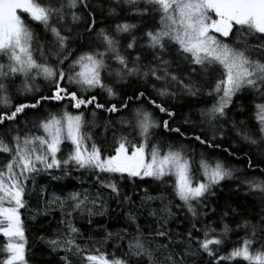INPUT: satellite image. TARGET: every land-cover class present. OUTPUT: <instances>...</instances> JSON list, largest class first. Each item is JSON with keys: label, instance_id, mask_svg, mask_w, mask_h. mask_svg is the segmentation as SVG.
<instances>
[{"label": "snow or ice", "instance_id": "obj_1", "mask_svg": "<svg viewBox=\"0 0 264 264\" xmlns=\"http://www.w3.org/2000/svg\"><path fill=\"white\" fill-rule=\"evenodd\" d=\"M96 7L91 0H0V127L5 129L0 131V154L4 156L0 162V235L6 238L0 249L6 253L2 264H27L20 209L26 207L29 182L34 183L41 172L60 170L66 176L71 169L84 170L100 188L110 191L109 199L115 197L119 204L127 205L125 219L134 230L125 229L123 234L106 231L99 241L89 237L92 246L88 247L72 220L74 215L87 217L91 224L92 216L105 215V198L99 192L90 196L76 191L49 198L42 188L44 211L36 214L59 210L65 224L62 232L46 241L53 252L64 253L62 264H73L74 258L81 264H186L196 254L205 258L201 264H264V215L258 223L248 219L235 227L222 223L218 231L210 221L216 209L205 211L207 199L215 194L213 187L232 178L233 169L202 157L197 178L185 148L157 141L155 130L163 128L201 145H213L200 135L186 136L180 127L157 120L151 111L129 109V102L143 99L171 119L175 113L164 102L150 99L145 91L122 98L115 87L136 77L151 84L161 98L205 94L213 102L199 110L202 123L213 130L231 123L243 141L264 144V0H112L109 16L119 17L120 11L127 10L142 21L154 22L143 28L123 20L96 29ZM84 13L88 16L84 31L89 35L77 52L72 43L81 34L74 26ZM33 25L44 35L50 33L51 39L42 40ZM41 80L49 95L36 97L41 93L37 83ZM157 82L161 87L156 88ZM13 89L32 95L34 102L13 105ZM97 89L106 94L105 103L98 100ZM245 93L252 101L250 114L247 120L237 121L229 116V109L235 106L234 98ZM47 101L65 105L57 113L38 117L23 133L12 126L25 109H38ZM68 106L90 111L92 119L86 121L84 111L69 112ZM126 109L128 115L119 120L98 123L95 119L97 110L123 114ZM92 128L103 129L99 142L93 138ZM109 131L110 141L104 135ZM65 141L70 142L71 151L58 155ZM145 177L157 181L173 178V194L181 202L177 207L186 209L191 217L183 234L169 229L173 214L162 195L154 197L145 189L137 207L132 195L122 194L120 180ZM243 183L264 195V179L246 178ZM157 199L163 205L159 210L150 207ZM146 206L154 226L142 229L137 213ZM227 215V211L223 213ZM240 228L246 236L222 252L230 243V234ZM110 241L113 250L101 251L100 245ZM257 243L260 247L253 250Z\"/></svg>", "mask_w": 264, "mask_h": 264}, {"label": "trees", "instance_id": "obj_2", "mask_svg": "<svg viewBox=\"0 0 264 264\" xmlns=\"http://www.w3.org/2000/svg\"><path fill=\"white\" fill-rule=\"evenodd\" d=\"M96 7L94 15L96 18V29L108 28L115 22L128 20L132 23H138L141 27H151L153 21H142L137 17L132 16L127 10L120 11L119 17H111L108 15V8L112 6V0H91ZM127 6H125V9ZM88 20L87 13H84L83 19L74 26V31L81 34V38L72 43V47L76 48L77 52L81 50L80 45L87 43L88 33L84 31L86 22ZM33 30L40 33L41 39L44 41L50 40V33L44 35L42 29L33 25ZM231 40L228 38L227 42ZM67 63V62H66ZM175 67V65H174ZM18 82V81H17ZM211 81H209L210 83ZM40 85L41 93H36L38 97L40 94L49 95L47 85L45 82L37 81ZM121 93L122 98H126L128 95H134L136 91H145L146 96L150 99H155L157 103L164 102L165 106L170 111L175 113V116L169 119L164 113H159L154 109L152 105L147 101L133 100L129 102V109L143 108L153 112L154 117L159 120H169L170 127H180L181 132H184L186 136L190 137L192 134L200 135L202 138H206L213 147H207L201 145L197 141L190 138L186 139L179 134L165 132L163 128L157 129L155 139L161 143L167 142L175 147L183 146L191 156L192 169L197 178H200V173L197 171L198 162L203 157L209 162L220 161L225 167L233 169L232 178H225L218 185L214 186L212 191L215 193L207 199V204L210 208H215L216 212L210 216V221L213 222V227H222V223H228L230 226L235 227L236 223L242 222L243 219H248L253 223H258L261 216L264 215V195H261L259 191H250L248 186L243 183L246 178H260L264 179L261 175V171L264 170V144L252 145L243 141L236 135V131L232 128L231 123H223L222 128L217 126L216 130L210 128L207 124L201 122L202 118L199 115V110L208 107L213 102L211 97L205 94H201L197 97H190L187 95H177L176 97H159L157 92L152 88L151 84H146L144 81L136 77H130L127 79V83H122L115 86ZM161 87L160 82L156 83V88ZM207 92V88L204 89ZM98 100L101 103H105L107 100L106 94L102 93L100 89L95 91ZM11 102L13 105L18 103H32L34 102L32 95L21 96L14 89L10 93ZM116 102V101H112ZM250 95L245 93L238 95L234 98V107L229 109V116L235 120H247L250 114L251 105ZM65 102L47 101L42 102L38 109H25V112L17 117V122L12 126L18 127L23 133L27 128H32V123L46 113H57L63 109ZM91 109V106H89ZM129 109L124 110V113L109 114L102 110H97L96 121L102 123L104 120H119L121 115H128ZM243 109V112L241 111ZM67 110L73 114H77L78 111H84V118L86 121L92 119L90 111L88 110H76L68 106ZM187 120V123L185 121ZM117 127H119L117 125ZM34 130V129H33ZM87 130V129H86ZM0 131H5L3 127H0ZM93 138L99 142V136L103 133L102 128H92ZM108 140H111V131L105 133ZM215 136V139L212 137ZM131 139V137H130ZM219 145V147H216ZM227 149V151H225ZM71 151V145H62V152L58 155L66 156ZM0 158L4 160V156L0 154ZM249 161L251 167H249ZM53 176L60 177L59 179H53ZM173 178L165 177L164 181H157L150 177L144 179L125 178L120 180L122 194L127 193L133 196V200L137 201V207L139 206V199L143 195L146 189L152 196H163L164 204H170L172 211V218L169 220L168 227L173 233L183 234L185 229L189 228L190 214L182 207H177L181 202L174 196L172 189ZM44 189L47 197L53 195L66 196L68 193L87 192L90 196H95L97 192L105 198L107 212L103 216L94 215L91 217L92 223L87 222V217L75 216L72 223L81 230L84 235L83 243L88 247L92 246V243L88 240L89 237L92 241H99L104 233L120 232L123 234V230L127 229L131 233L134 229L129 226L125 213L128 210V206L125 204H119L117 198L113 197L109 199L110 191L100 188L99 184L94 182V178L91 177L84 170L77 171L71 169L68 175H63L60 170H53L51 174L41 172L34 178V183L29 182L28 189L26 190V207L20 210L21 219L23 222L25 237L27 239L26 245V261L27 264H62L61 257L63 252H53L48 246L46 241L52 238L57 232H62L65 229V224L61 223L62 216L59 210H51L47 215H37V210L44 211V200L41 198V189ZM133 189L135 194L133 195ZM163 205L159 199L150 202V207L155 210H159ZM230 209H234L233 213ZM94 211H96L94 209ZM228 212L227 216H223L224 212ZM138 216V223L142 229H148L153 225V217L148 215V207L141 209ZM66 219V218H64ZM246 236V231L243 228L230 234V243L222 249V252L230 250L231 246ZM43 237V239H41ZM127 237H125V240ZM259 239V234H258ZM6 238L0 235V249L3 248ZM101 251H112V242L107 245H100ZM259 243L253 245V250L259 248ZM195 248V245H193ZM180 250L179 247L176 249ZM6 258V253L0 251V264L3 259ZM205 259L199 254L191 255L187 258L186 264H201V261ZM73 264H81L79 258L73 259ZM234 264V262H232ZM240 264H247V262L241 261Z\"/></svg>", "mask_w": 264, "mask_h": 264}, {"label": "rangeland", "instance_id": "obj_3", "mask_svg": "<svg viewBox=\"0 0 264 264\" xmlns=\"http://www.w3.org/2000/svg\"><path fill=\"white\" fill-rule=\"evenodd\" d=\"M225 42H227V41H225ZM20 94V93H19ZM21 96H25V95H27V94H24V95H22V94H20ZM64 144H69L70 145V142H68V141H65V143ZM0 162H3V159L2 158H0ZM21 210V209H20ZM22 220V219H21Z\"/></svg>", "mask_w": 264, "mask_h": 264}]
</instances>
